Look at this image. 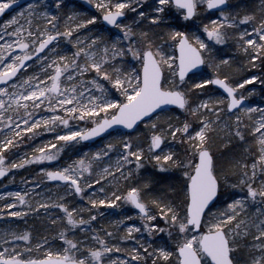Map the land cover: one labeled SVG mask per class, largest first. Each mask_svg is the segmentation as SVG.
I'll use <instances>...</instances> for the list:
<instances>
[{"label": "snow or ice", "instance_id": "1", "mask_svg": "<svg viewBox=\"0 0 264 264\" xmlns=\"http://www.w3.org/2000/svg\"><path fill=\"white\" fill-rule=\"evenodd\" d=\"M73 3L0 0L18 8L0 24V177L68 156L0 193V218L48 230L9 222L0 264H264V107L244 92L264 85V0Z\"/></svg>", "mask_w": 264, "mask_h": 264}, {"label": "rangeland", "instance_id": "2", "mask_svg": "<svg viewBox=\"0 0 264 264\" xmlns=\"http://www.w3.org/2000/svg\"><path fill=\"white\" fill-rule=\"evenodd\" d=\"M259 4H260V0H258V5ZM24 5H22L21 7H23ZM71 7H73L77 11H83V12H89V10L91 9L90 5L85 4V0H74V3L71 5ZM16 11H18V8H14L5 17L0 19V24H2L5 19L9 18V16L14 14ZM92 12H94V9L92 10ZM21 22H23V21H21ZM5 39H8V37H5ZM0 43H2V41H0ZM249 71L251 72V74H259L261 71H264V69H250ZM247 74L248 73H244L243 75L246 76ZM252 88H255L256 91L254 93H252L251 95H248V92H250ZM244 92H245V95L247 96V100H248L247 106L260 105L261 107H264V85H261L257 81H253L251 84L244 86ZM72 123L75 124V122H72ZM54 135H55V133H52V132L41 133V135L36 137L34 140L27 141L26 143L20 145V147H23V150L17 156L19 157V155L24 153V152H30L31 149L35 148L38 144L53 140ZM104 139L107 140V137H104ZM99 146H100V143H99V141H97V142L91 143V144H80L77 146V149L79 150V152L83 153L84 151H88L89 149L94 150L96 147H99ZM67 151L68 150L66 149V152ZM61 156H62V159L60 161H51V162L45 161L42 164L35 165V166L38 167L37 169H39L40 167H56V166H59L60 164L64 163L68 159V156L65 153H62ZM73 158H75L74 155H73ZM146 167L151 168V165H146ZM13 170H15V169H13ZM11 176H12V172H10V177ZM7 181L3 180L0 182V193L5 192V191L14 192V191L27 190L28 185H25L24 183L13 185ZM46 182H45V184H46ZM53 185L54 184H52V185L50 184L47 187L52 188V192L54 194L56 189L53 187ZM37 191H43V189H38ZM124 213L132 214L130 211V206H125ZM1 219H4V218H0V220ZM136 222L138 223L139 221H136ZM1 227L2 226L0 224V228ZM132 243L133 242L129 241L128 245H130Z\"/></svg>", "mask_w": 264, "mask_h": 264}, {"label": "trees", "instance_id": "3", "mask_svg": "<svg viewBox=\"0 0 264 264\" xmlns=\"http://www.w3.org/2000/svg\"><path fill=\"white\" fill-rule=\"evenodd\" d=\"M243 2L246 5H253L255 7L258 8V0H243ZM6 16V15H5ZM227 51H229L230 53L232 52L231 49H227ZM231 54H233L234 56H236L237 54L235 52H232ZM23 150V147H19V149L15 150L16 155L13 156L12 158L15 159L17 158L18 154ZM38 167H36L35 165H31V166H26V168L24 169H15L12 172V176L10 177V173L7 175V177H5L3 180L7 181L13 185L15 184H20L23 183L21 178L24 179H28L30 175H36L38 173ZM14 178V179H13ZM46 185H50L46 182ZM52 185V184H51ZM35 199V198H34ZM80 203H86V201H80ZM17 210H19V207L17 208ZM116 210V211H115ZM113 209V213L115 212H119L121 211L120 209ZM43 211V210H41ZM115 215L109 217V219H115ZM3 221V222H2ZM15 222L14 226H19V228L23 229L24 227H30L32 229H34L35 231L39 232L41 235L45 234V231H48L45 228V225L43 224V216H33L31 214H29V216L27 217L26 223L23 219L21 218H17V217H9V218H4L0 220V224H1V228L0 230L4 229L9 222ZM102 224V222L98 221V226ZM128 245V242L125 243V246Z\"/></svg>", "mask_w": 264, "mask_h": 264}, {"label": "water", "instance_id": "4", "mask_svg": "<svg viewBox=\"0 0 264 264\" xmlns=\"http://www.w3.org/2000/svg\"><path fill=\"white\" fill-rule=\"evenodd\" d=\"M27 2H30V0H19V4L20 5H24V4H26ZM14 9V8H13ZM12 9V10H13ZM7 12H9V11H7L6 10V12L3 14V15H0V18H2ZM19 51V50H18ZM245 104L247 105L248 104V101L246 100L245 101ZM96 140H98V139H96ZM96 140H92V141H84V142H82V143H92V142H95ZM3 177H0V180L2 179ZM52 183H55V182H52Z\"/></svg>", "mask_w": 264, "mask_h": 264}]
</instances>
